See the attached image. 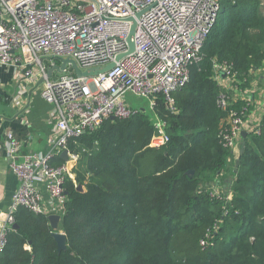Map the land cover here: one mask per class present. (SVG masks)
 <instances>
[{
  "label": "trees",
  "instance_id": "trees-1",
  "mask_svg": "<svg viewBox=\"0 0 264 264\" xmlns=\"http://www.w3.org/2000/svg\"><path fill=\"white\" fill-rule=\"evenodd\" d=\"M200 55L172 93L173 111L156 96L164 146L149 145L155 127L143 110L77 138L88 152L65 184L67 248L57 250L48 215L21 206L0 264H264V107L259 134L240 137L234 172L240 147L233 152L218 134L227 112L254 107L215 79L216 66L231 63L234 84L246 89L264 66L261 0H220ZM223 92L226 110L217 103Z\"/></svg>",
  "mask_w": 264,
  "mask_h": 264
},
{
  "label": "built area",
  "instance_id": "built-area-1",
  "mask_svg": "<svg viewBox=\"0 0 264 264\" xmlns=\"http://www.w3.org/2000/svg\"><path fill=\"white\" fill-rule=\"evenodd\" d=\"M219 10L220 0H0V66H15L18 83L35 82L41 97L51 104L45 151L21 154L19 141L7 133V160L18 186L5 215H0V252L18 207L62 218L68 199L65 184L75 181L74 169L88 152L77 142L82 134L111 116L123 119L143 110L155 127L149 145L162 147L168 142V124L154 110L156 96L162 95L173 111L172 93L188 82L190 66L201 60L202 43ZM133 24L129 52L127 38ZM55 59H60L56 65ZM63 59L75 61L82 71L113 66L75 75L66 63L63 71L69 66V72L55 75L52 70L48 76L49 67L59 66ZM216 71L221 85L251 100L254 107L257 93L234 84L238 80L231 63L217 65ZM247 88L252 89L253 82ZM24 92L19 90L15 103ZM130 95L144 98L146 105L132 104ZM227 97L223 92L217 99L223 110L229 105ZM247 105L227 112L218 134L235 153L242 131H260L264 98L258 99L252 117L246 115Z\"/></svg>",
  "mask_w": 264,
  "mask_h": 264
},
{
  "label": "crops",
  "instance_id": "crops-1",
  "mask_svg": "<svg viewBox=\"0 0 264 264\" xmlns=\"http://www.w3.org/2000/svg\"><path fill=\"white\" fill-rule=\"evenodd\" d=\"M17 68L12 65L0 66V215H5L12 194L18 186L16 175L11 170L7 160V133L12 132L19 141L21 154L31 151H45L50 136L51 125L47 121L51 104L46 102L36 88L35 82L17 81ZM258 81L253 80L257 95L254 99V108L259 98H264V73L261 70L254 72ZM25 92L20 103L14 99L20 89ZM252 88V89H253ZM259 94V98H258ZM254 108L251 117L254 115ZM46 196V194L43 192Z\"/></svg>",
  "mask_w": 264,
  "mask_h": 264
},
{
  "label": "water",
  "instance_id": "water-1",
  "mask_svg": "<svg viewBox=\"0 0 264 264\" xmlns=\"http://www.w3.org/2000/svg\"><path fill=\"white\" fill-rule=\"evenodd\" d=\"M134 32V24L132 25L131 29H130V34L127 38V42L129 44V52L132 51L133 49V43L130 41V36L132 35V33ZM122 55H119L117 57V59H119ZM66 63H70L75 75H92V74H96L97 72L99 71H106L108 69H110L113 64H108L106 65L105 67L101 68V69H98V70H94V71H82L78 66L77 64L75 63V61L71 60V59H63L60 63L59 66H55L53 68H50L47 70V74L48 76H50L52 70H58V71H63L65 69V66H66ZM40 81H38L39 83ZM111 120H114L115 117L111 116L110 117ZM241 135L242 137L245 139L247 133L245 131H242L241 132ZM244 139L240 145V149H239V155L237 157V161H236V164H235V169H234V172L236 171L239 163H238V160L241 156V154L243 153V150H244ZM62 158L63 159H66V152L63 151L62 154H61ZM194 171L193 170H188L186 171V174L189 176V177H192ZM77 190L81 191L82 190V186L81 185H77ZM48 220H49V223H50V226L51 228L53 229V232H52V235L53 237L55 238L56 240V243H57V250L58 251H61V250H65L67 248V245H66V236H65V233L62 231L61 227H60V221H61V217L60 215L58 214H50L47 216ZM18 225L16 223L13 224V229H17Z\"/></svg>",
  "mask_w": 264,
  "mask_h": 264
},
{
  "label": "rangeland",
  "instance_id": "rangeland-1",
  "mask_svg": "<svg viewBox=\"0 0 264 264\" xmlns=\"http://www.w3.org/2000/svg\"><path fill=\"white\" fill-rule=\"evenodd\" d=\"M261 3L264 5V0H261ZM60 62V59H55V63H54V65H56V64H58ZM52 67V66H51ZM51 67H49V69L51 68ZM69 70H70V67L69 66H67V69L65 70V71H58V70H54V74L55 75H59V74H62V73H67V72H69ZM260 70H261V72L262 73H264V66H262V67H260ZM255 79H256V81H258V85H259V79L258 78H256L255 77ZM255 88H256V86L253 88V89H245V91L246 92H254V93H256L257 92V90H255ZM245 92V93H246ZM226 93H228V95H230V96H232V98L235 96L232 92H230V91H227L226 90ZM246 96V95H245ZM130 100L132 101V104H134V105H138L139 107H141L142 105H146V100L144 99V98H138V97H135V96H132V95H130ZM240 146L238 145V148H239ZM75 174V173H74Z\"/></svg>",
  "mask_w": 264,
  "mask_h": 264
}]
</instances>
